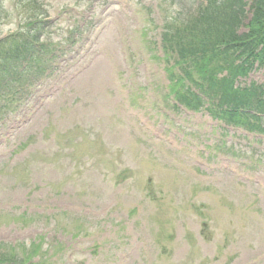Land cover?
<instances>
[{
	"label": "rangeland",
	"instance_id": "obj_1",
	"mask_svg": "<svg viewBox=\"0 0 264 264\" xmlns=\"http://www.w3.org/2000/svg\"><path fill=\"white\" fill-rule=\"evenodd\" d=\"M204 1L0 0V38L51 20L28 69L0 79L26 92L0 123L1 249L40 243L41 264H264V136L175 110L154 57ZM250 80L264 85V67Z\"/></svg>",
	"mask_w": 264,
	"mask_h": 264
},
{
	"label": "trees",
	"instance_id": "obj_2",
	"mask_svg": "<svg viewBox=\"0 0 264 264\" xmlns=\"http://www.w3.org/2000/svg\"><path fill=\"white\" fill-rule=\"evenodd\" d=\"M244 4L242 0L233 4L230 0H209L182 32L166 33L169 57L176 56L167 68L169 88L188 108L208 102L216 117L264 133V87L254 82L238 83L255 64L264 66V0L252 1L251 17L245 15ZM240 26L245 30L239 32ZM27 30L14 36L13 56L5 48L6 41H0V79L11 64L34 50L37 36ZM28 36L32 38L28 40ZM33 246L37 251L38 244ZM27 258L31 256L21 258L22 264ZM13 261V253L0 255V264Z\"/></svg>",
	"mask_w": 264,
	"mask_h": 264
}]
</instances>
